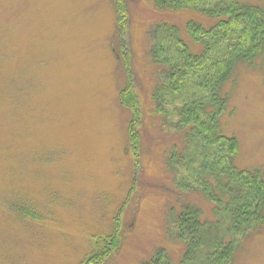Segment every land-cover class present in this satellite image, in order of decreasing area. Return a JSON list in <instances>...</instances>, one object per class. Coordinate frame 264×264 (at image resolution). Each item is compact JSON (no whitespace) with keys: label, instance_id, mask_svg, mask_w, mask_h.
Masks as SVG:
<instances>
[{"label":"rangeland","instance_id":"obj_1","mask_svg":"<svg viewBox=\"0 0 264 264\" xmlns=\"http://www.w3.org/2000/svg\"><path fill=\"white\" fill-rule=\"evenodd\" d=\"M125 1L121 33L115 0H0V264H87L116 227L120 249L104 264H145L162 251L177 264L185 254L177 216L193 206L203 222L216 220L200 191L173 185L172 155L189 150L174 128L185 96L164 94L160 57L175 39L199 53L187 24L213 21ZM127 64L142 111L139 160L120 97ZM159 94L167 120L156 112ZM223 94L235 166L264 171V52L238 65ZM229 264H264V225Z\"/></svg>","mask_w":264,"mask_h":264},{"label":"trees","instance_id":"obj_2","mask_svg":"<svg viewBox=\"0 0 264 264\" xmlns=\"http://www.w3.org/2000/svg\"><path fill=\"white\" fill-rule=\"evenodd\" d=\"M115 3L120 32H126V1ZM154 4L162 12L192 11L213 21L208 27L200 22L187 24L191 39L200 47L199 53L191 52L183 40L175 39L176 43L166 53L163 49L160 57L168 68L164 94L185 96V102L174 111L178 116L174 128L176 136L184 135L189 150L175 160L172 155L169 164L173 185L200 191L212 204L216 219L203 222L200 210L193 206H187L177 216L178 240L185 246L184 257L177 264H229L242 238L264 225V171L235 166L239 142L224 134L221 126L229 102L223 85L233 78L238 65L252 64L264 52V8L250 0H154ZM126 66L128 78L120 97L133 114L130 139L132 152L139 160L141 137L136 127L142 111ZM161 98V94L155 98L156 112L167 120L168 114L160 110ZM120 238L116 227L103 241L98 240L87 264H104L112 252L120 249ZM145 264L174 263L162 251Z\"/></svg>","mask_w":264,"mask_h":264}]
</instances>
